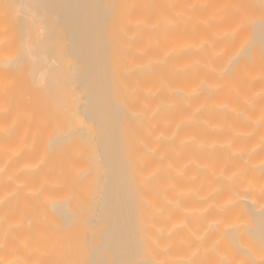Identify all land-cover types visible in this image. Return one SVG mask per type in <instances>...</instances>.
I'll return each mask as SVG.
<instances>
[{"label":"bare ground","instance_id":"bare-ground-1","mask_svg":"<svg viewBox=\"0 0 264 264\" xmlns=\"http://www.w3.org/2000/svg\"><path fill=\"white\" fill-rule=\"evenodd\" d=\"M0 264H264V0H0Z\"/></svg>","mask_w":264,"mask_h":264}]
</instances>
